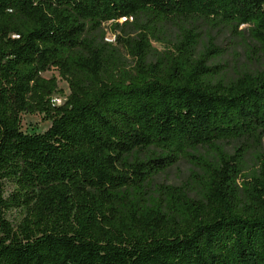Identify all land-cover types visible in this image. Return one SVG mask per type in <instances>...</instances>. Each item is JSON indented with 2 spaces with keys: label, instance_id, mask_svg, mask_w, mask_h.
Masks as SVG:
<instances>
[{
  "label": "trees",
  "instance_id": "1",
  "mask_svg": "<svg viewBox=\"0 0 264 264\" xmlns=\"http://www.w3.org/2000/svg\"><path fill=\"white\" fill-rule=\"evenodd\" d=\"M195 20L247 33L262 68L219 78ZM263 137L264 0H0V264H264ZM180 158L189 182L153 183Z\"/></svg>",
  "mask_w": 264,
  "mask_h": 264
},
{
  "label": "rangeland",
  "instance_id": "2",
  "mask_svg": "<svg viewBox=\"0 0 264 264\" xmlns=\"http://www.w3.org/2000/svg\"><path fill=\"white\" fill-rule=\"evenodd\" d=\"M122 21L123 20L120 19L118 22L121 23ZM108 24L109 23L103 25V30L105 32L104 40L113 41ZM187 27L192 28V30L196 32L197 44L195 53L197 55L204 51L210 41H212L216 49L219 50L218 55L208 61V65L219 67V78L229 80L242 72H255L262 68L263 61L260 59L259 54L256 53V49L252 47V42L247 33L235 35L228 27H212L202 20H195L187 25ZM134 28V26H131L129 30L132 31ZM240 28H243V26ZM137 32L138 31L131 32L130 36L134 37ZM153 32L154 36L151 38V44L155 51L152 53L150 60H154V57L161 55L164 51L172 50V44L176 41L178 35V30L174 25H166ZM121 56L126 59L128 65L132 64L130 57L126 55L125 52H121ZM42 76L45 78L51 76L58 77V73L56 70L50 69L43 72ZM57 79L58 87L63 93L61 95H55V98L58 100V104H61L68 94V87L65 81L59 78ZM48 126L49 121L45 120L40 114L21 115V129L25 132H42ZM232 146L233 143L222 144V147L228 152H231ZM259 151L264 153V137ZM194 154L208 156L209 151L206 148L200 147L194 151ZM252 163L253 158L250 157L247 166H251ZM196 170L197 169L189 160L180 158L176 164L156 174L152 178V181L157 184L163 183L179 186L185 182H189L192 179V174ZM16 216L17 214L14 212L9 214L11 220H14Z\"/></svg>",
  "mask_w": 264,
  "mask_h": 264
},
{
  "label": "built area",
  "instance_id": "3",
  "mask_svg": "<svg viewBox=\"0 0 264 264\" xmlns=\"http://www.w3.org/2000/svg\"><path fill=\"white\" fill-rule=\"evenodd\" d=\"M52 102L58 104V100L55 98V96L52 98Z\"/></svg>",
  "mask_w": 264,
  "mask_h": 264
}]
</instances>
